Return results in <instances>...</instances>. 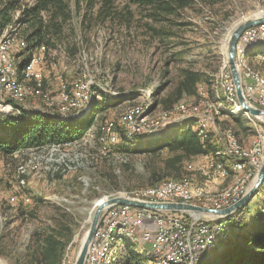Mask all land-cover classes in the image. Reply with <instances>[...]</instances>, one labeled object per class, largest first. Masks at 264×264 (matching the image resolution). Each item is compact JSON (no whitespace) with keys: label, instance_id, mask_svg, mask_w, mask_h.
<instances>
[{"label":"rangeland","instance_id":"rangeland-1","mask_svg":"<svg viewBox=\"0 0 264 264\" xmlns=\"http://www.w3.org/2000/svg\"><path fill=\"white\" fill-rule=\"evenodd\" d=\"M261 7L264 9L260 0H217L212 6L203 5L196 0L173 17L172 23H165L175 33L168 39L153 37L144 24L146 20L138 14L129 24L112 21L89 23L85 27L80 23L84 20L81 12H75L63 40L54 48L46 49L39 63L44 79L43 89L52 98H56L60 76L63 81H67L69 92L72 91V84L79 78L91 90L103 87L108 91L107 96L114 92L115 97L123 99L115 106L100 111L91 127L77 141L39 148H22L8 156L0 155V261L4 264H25L26 249L36 231L57 220L61 222L66 217L65 220L73 228V236L64 262L73 264L88 229L95 202L116 194L132 196L128 194L130 191L150 185L164 175L162 173L165 171L161 157L153 152L128 153L120 147L110 145L109 153L102 155L100 136L106 122L118 121L121 112L131 105H142L151 111L152 116L160 119L162 111L165 110L160 99L175 87L182 68L204 71L212 76L213 84L215 81L219 82L220 79L215 78L223 58L226 60L225 37L228 28L241 18L257 14L262 10ZM16 39L19 40L20 37L17 36ZM19 49L18 41H15L10 57L17 78L21 77V57L24 55L23 49ZM256 57H247V67L264 78V58L259 55ZM226 65L228 68L227 63ZM26 83L31 84L30 81ZM203 84L199 85L201 90L207 87ZM219 93L222 95L220 88ZM184 98L189 102L191 111L200 113L197 114L200 117L205 116L203 128L207 127V135L214 134L219 149L224 129H234V124L226 113L215 117L212 122L214 112L211 103L217 99L216 94L205 90L204 95H185ZM92 100L87 99L79 108L89 105L84 114L90 108ZM25 102L26 105L43 108L40 98L28 96ZM234 115H238L246 127L245 131L239 130L236 136L241 145L249 149L256 140V131L264 127V119L249 121L242 113ZM170 125L173 123L164 121L160 129L147 136H163ZM193 129H198L197 124ZM208 155L197 156L184 165V177L188 175L191 178L190 180L185 177L192 191L203 186V194L205 191L208 192L207 197L219 198L222 195L229 196L244 187L248 190L257 170L248 181L247 176L253 169L247 165L234 171L225 168L221 179L216 178L220 176V171L210 169L203 176L198 170L196 172L189 168L188 165L195 169L206 167L207 158L203 162L202 160ZM261 157L264 160V149ZM195 161L201 162L193 163ZM163 179L166 180V176ZM187 203L215 208L213 204L202 200ZM190 217L187 224L194 220H201L206 224L217 221L208 216ZM222 220L228 221L225 218ZM231 230L232 227L229 231ZM129 246L141 255L142 251L150 250L143 241ZM142 257L148 264V257Z\"/></svg>","mask_w":264,"mask_h":264},{"label":"trees","instance_id":"trees-1","mask_svg":"<svg viewBox=\"0 0 264 264\" xmlns=\"http://www.w3.org/2000/svg\"><path fill=\"white\" fill-rule=\"evenodd\" d=\"M195 1L0 0V36L9 32L14 33L15 38L20 37L18 41L24 43L22 67L37 47L54 48L63 40L66 28L73 21L75 12H81L84 20L80 23L85 27L89 23L112 21L129 24L138 14L146 20L144 24L153 37L168 39L175 33L171 26H166L165 23H172L173 17L190 7ZM198 1L209 6L217 2V0ZM19 33L21 35H18ZM245 55L253 58H257L258 55L261 58L264 57V45L247 49ZM211 78L212 76L204 71L189 67L180 69L175 87L160 99L163 108L169 110L185 95H197L196 88L199 83H204L207 91L212 92ZM92 90L94 93L97 92V95L94 94L90 108L80 117L63 119L57 115L39 112H24L25 116L23 114L0 116V155L8 156L22 148H39L81 139L100 111L115 106L123 99L110 93V96H107L108 91L98 87ZM226 107L227 105L223 113L228 114L230 121L234 124V129L231 128V131L235 135L239 133V130L245 131L246 127L240 117L228 112ZM197 120V117L193 116L177 124L173 123L163 136L155 137L141 134L128 137L120 127L115 125L112 131L116 135V141L102 140L101 145L107 146L108 153L112 145L128 153L148 151L160 156L165 170L162 173L164 175L146 186L160 184L165 181L163 176H166V180L170 178L181 180L185 178L184 165L188 161L197 156L212 154L217 150L214 134L207 135V127L202 131L193 129ZM105 127L100 139L104 135ZM20 210L22 211L21 208ZM177 214H181L186 222L191 220L187 213ZM65 218L61 222L57 220L36 231L26 249L25 264H65V253L73 236L71 223ZM225 219L232 227L228 237L219 241L214 250L201 254L193 264H264V180L254 196L236 213ZM127 245L126 253L119 264H146L142 257L145 255L135 252L129 246L130 244ZM146 259L149 263L150 260Z\"/></svg>","mask_w":264,"mask_h":264},{"label":"bare ground","instance_id":"bare-ground-1","mask_svg":"<svg viewBox=\"0 0 264 264\" xmlns=\"http://www.w3.org/2000/svg\"><path fill=\"white\" fill-rule=\"evenodd\" d=\"M260 1L262 2V4H264V0ZM261 9L263 8L261 7ZM15 41L18 40L15 38L14 33L5 32L0 36V63H4L5 65L7 86L4 87L5 75L3 74V65H0V90L3 89V96L5 98L0 99V114L9 116L11 114L16 115L22 114L24 112H39L47 115H57L58 117L63 119H67L70 116H72L71 118L82 116L89 105L85 106L82 109L79 108L84 105L87 99L91 101L93 95L95 94L94 91L91 90L90 87L86 90L87 86H85V83H83L84 80L82 81L81 79L77 78V81L72 84V91L69 92L67 81L65 82V79L63 81L60 76L59 87L57 92L58 94L56 98H52L49 95V92L43 89L44 79L42 77L43 74L41 67H39V63L43 59V55L46 51V48L44 46L37 47L31 53V56L21 68V77L17 78L15 76V68L10 57V52L12 50L13 45L15 44ZM18 43L19 48L22 50L24 47V43L19 41ZM263 44L264 38H262L260 42L246 43L244 44V46L236 47V53L237 56H239L240 65H242V70L244 72L250 73L251 75H254V77L257 78V83L262 85V87L264 88V78L260 74L252 71L250 68L247 67V57L245 55L247 49ZM223 60L224 61H222V65H219L217 72L218 74L215 78V80L217 78H219L220 80L217 83L215 81V84H212L211 86L212 92H214L217 96V99H215L211 103L214 112V116L211 118L212 122L214 121L215 117H219L221 114H223V109H225V105H227L226 109L228 110V112L232 114H238L241 111V108L236 98V93L230 92L231 83L229 77L227 76V74H230V71L227 68L226 60L224 58ZM27 81H30L31 84L28 85L26 83ZM201 84L202 83H199L197 85V92L199 95H204L205 90L207 91V87L203 84L206 89L201 87L203 88L201 90L199 87V85ZM218 88H220L222 95L221 93L218 94ZM100 89L105 90L103 87H100ZM111 94H114V92H111ZM28 96L40 98L43 103V108H40L39 106L32 107V105L30 106V104L26 105L27 103L25 101ZM254 106L257 108H261V101H254ZM12 109H15L16 111H11ZM242 114L247 116L249 121L257 119L249 113ZM161 115L160 119H156L155 116L151 115V111L149 112L148 109L144 108L142 105L128 106L124 109L123 112H121L120 116L118 117V121H107L104 135L101 137V141H116V135L112 131L115 125L120 127V129H122L128 137H133L137 134L150 135L154 133L155 131L161 128V124L164 121H168L170 123H178L183 119H188L190 117L195 116L198 119L196 124L198 126V129L201 131L206 121L205 116L200 117L189 109V102L186 100V98H183L177 103H175L169 110H163ZM135 119L136 123H139V128L142 129L141 132L133 131V124ZM260 129H264V127H261ZM221 139L222 143L220 146H218L219 149L217 148L214 153L206 157L207 161L209 157V161H211L210 164L207 163L206 167H197L196 169L190 167L192 165H188L189 168L196 172L198 170V172L204 176L207 170H209L210 172V169L217 172H219L220 169L223 172L225 168L234 171L236 169H243V167H245L246 165L247 167L253 169V163H262L261 161L263 160L261 155L262 150L264 149V142L257 143V141H263V133L261 131H256V140L252 143V146L249 149H245L241 145L239 138L230 129H224ZM256 144L257 146L255 149V155L249 157L250 155H252V147ZM100 152L102 155H106L108 153L107 146L102 144L100 147ZM239 163H241V165ZM169 183L174 186L186 185V187L190 188L189 182H187V178H183L181 180L169 179L161 182L158 185L146 186L135 189L133 191H130L128 194H131L133 197L136 198L144 197V200L155 201V194L151 191H155L158 188L166 187ZM204 188L205 187L203 186H198L195 190H191V200L203 199L207 203L209 202L211 204H219L222 198L227 197V195H222L219 198H209L206 195L208 192L206 193L204 191L205 194H203ZM240 190L241 189H239V191ZM227 205H230V203H226V206ZM210 223L206 224L203 223V221L201 222V220H194L193 226L214 228L213 236H218V242L221 241L220 239H224L229 235V229L231 227L228 221L217 219V221L213 223L211 221ZM172 231H180V224H172ZM140 241H143L141 237H138L135 232H132L130 229H127V223L117 222L114 223V225H108V230L105 231L104 234H102L96 264H119L121 261L120 259L123 257V254L126 251L127 244H139ZM217 244V240H209L207 245L201 247L199 257L201 253L203 254V251L212 250ZM141 253L149 258L150 261L148 264H193V262L195 261L194 260L192 263H189L185 260H175V257H167V262H159V260L161 259H166V252L154 251L151 248L150 250L146 252L142 251ZM0 264L4 263L0 261Z\"/></svg>","mask_w":264,"mask_h":264},{"label":"built area","instance_id":"built-area-1","mask_svg":"<svg viewBox=\"0 0 264 264\" xmlns=\"http://www.w3.org/2000/svg\"><path fill=\"white\" fill-rule=\"evenodd\" d=\"M262 38H264V23L251 26L244 30L238 39L237 47L244 46L246 43L260 42ZM237 57L242 80V90L246 99L253 106L254 101H261L260 109L264 110V88L257 83V78L254 75L242 70L239 56ZM0 65H3V74L5 75V65L4 63H0ZM227 76L231 83L230 92L235 93V86L231 74H227ZM4 87H7L6 75ZM87 88H89V85L86 87V90ZM0 99H5L3 89L0 90ZM133 131H142L139 128V123H136V119L133 124ZM258 131L263 133V141H257V143L264 142V129H258ZM256 146L257 144L252 147V155L249 157L255 155ZM210 162L208 157V164ZM239 164L241 165V163ZM260 165L253 163V171L247 176L248 181L253 177ZM222 177L223 174L220 169V176H216V178L221 179ZM246 189L247 187H244L240 191L233 192L229 196L222 198L219 204H213V207L222 208L226 206V203L235 202ZM151 192L155 194V201L178 200L182 202H193L191 200V189L186 187V185L174 186L169 183L166 187L158 188ZM139 199H144V197ZM200 200L206 202L203 199ZM117 222L127 223V229H130L138 237H141L145 242V246L150 247L154 251H165L166 259H161L159 262H167V257H175V260H185L192 263L194 260H198L201 247L207 245L209 240H217L218 243V236H213L214 228L193 226V221L187 224L181 214L162 213L128 205H113L105 208L100 214L94 237L87 252L85 264H96L102 234L108 230V225H114ZM172 224H180V231H172Z\"/></svg>","mask_w":264,"mask_h":264},{"label":"water","instance_id":"water-1","mask_svg":"<svg viewBox=\"0 0 264 264\" xmlns=\"http://www.w3.org/2000/svg\"><path fill=\"white\" fill-rule=\"evenodd\" d=\"M264 23V9L257 14L241 18L240 20L231 24L228 28V33L225 37V56L228 68L235 86V93L238 104L241 108L240 113H249L250 115L264 119V110L253 106L245 97L242 90V80L240 70L238 67L236 47L238 39L244 30L251 26ZM264 180V160L258 167L254 179L245 192V194L236 202L222 208H208L193 203L181 201H151L139 199L125 194H116L110 197H104L95 202L94 211L89 220L88 229L82 238L78 252L75 256L73 264H84L87 252L91 241L94 237L101 212L112 205H128L136 208H143L156 211L180 212L192 215L195 218L201 216H208L212 219H223L232 215L241 209L258 191L259 186Z\"/></svg>","mask_w":264,"mask_h":264},{"label":"crops","instance_id":"crops-1","mask_svg":"<svg viewBox=\"0 0 264 264\" xmlns=\"http://www.w3.org/2000/svg\"><path fill=\"white\" fill-rule=\"evenodd\" d=\"M262 58H264V57H262ZM206 157H207V156L204 157V159L202 160V162L205 161V158H206ZM198 162H201V161H195V162H193V163H198ZM187 172H190V171L187 170ZM190 173H192V172H190ZM185 177H187V178H189V179L191 180V178H190L188 175H185Z\"/></svg>","mask_w":264,"mask_h":264}]
</instances>
